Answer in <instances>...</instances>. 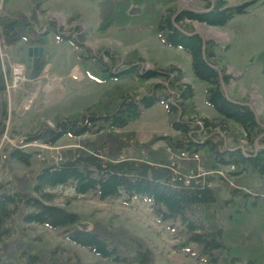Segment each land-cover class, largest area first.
<instances>
[{"label": "trees", "instance_id": "16d2710c", "mask_svg": "<svg viewBox=\"0 0 264 264\" xmlns=\"http://www.w3.org/2000/svg\"><path fill=\"white\" fill-rule=\"evenodd\" d=\"M175 1L178 0H102L97 7V30L106 32L117 25L148 31L165 46L188 53L191 72L205 84V102L217 117L208 119L192 112L193 89L181 82L178 68L140 72L137 60L129 59L120 66L119 59L107 51L90 57L98 62L97 67L93 66L94 61L90 66L85 63L87 56L78 53L88 50L82 49L77 37H71L72 29L66 34L53 21L46 23L59 40L71 42L76 59L96 83L123 78L162 83L153 85V91L140 99L116 85L83 112L55 118L52 127L41 123L36 131L26 134L25 143L45 145H54L64 136H95L91 142L82 141L81 149L64 153L60 161H40L37 170L18 176L13 173L11 162L28 167L32 154L18 148L5 150L3 162L11 181L0 183V264H153V254L141 238L121 229L113 231L97 221L82 227L78 215L53 205L47 190L66 185L73 186L78 195L97 196L100 201L147 198L154 215L169 223L180 237L181 243L174 251L198 263L264 264V249L260 247V235L264 233V138H259L264 128L246 103L231 100L223 93L221 83L228 85L230 77L219 69L216 55L208 47L211 43L203 53L201 38L179 26L189 21L221 29L244 15L253 2L228 6L224 0H215L213 6L208 3L202 11L176 14L167 8ZM115 13L119 16L111 22ZM36 27V14L28 17L22 12H0V47H12L18 42L27 47L45 46L49 30ZM43 66L41 59L34 58L32 74L40 73ZM3 91L4 76L0 70V93ZM171 96L174 104L166 102ZM158 102L166 107L174 135H155L148 142H139L130 133L116 135L112 131L138 120ZM2 116L6 114L1 107L0 120ZM196 117L197 120L192 119ZM233 126L242 131L251 150L231 147L215 133L220 130L226 138ZM4 132L5 125L0 124V137ZM228 135L236 143V137ZM122 136L130 142L118 138ZM256 140L262 148L256 149ZM112 141L114 155L107 151ZM169 151H178L175 155L183 154L185 159L189 156L191 161H170ZM198 154L204 173L192 171L198 166L192 158ZM227 167L233 170L228 173L234 179L233 187L214 175ZM30 224L59 232L70 247L45 248L38 239L27 235L25 225ZM77 247L91 253L96 261H85Z\"/></svg>", "mask_w": 264, "mask_h": 264}, {"label": "rangeland", "instance_id": "374dc122", "mask_svg": "<svg viewBox=\"0 0 264 264\" xmlns=\"http://www.w3.org/2000/svg\"><path fill=\"white\" fill-rule=\"evenodd\" d=\"M8 1L4 2L3 11L8 12L9 9L13 12H22L28 17L36 14L37 30H46L47 25L45 24L51 21L64 33L72 29L71 36L78 38L83 50H88L78 51V53L87 56L85 63L90 66L93 61L96 64L93 66L98 65L97 59L90 60V57L107 51L117 61L119 59L120 66L129 59L137 60L140 72L168 66L178 68L183 77L181 82L190 85L193 89L192 112L196 116L212 117L214 112H210L213 110L205 103V84L192 76L188 53L181 49L164 46L156 35L148 31L139 32L129 27L122 28L113 25L106 32H99L97 30L99 23L97 4L102 0H10L6 8L5 4ZM181 1L183 0L173 2L167 8L175 12L181 9L191 12V10H204L208 3L211 6L215 4V0H191L188 6L181 7ZM224 1L228 6H237L250 1L253 4L244 15L235 17L224 28L217 29L205 25L220 32L222 36L214 37L211 31H207V37L203 36L205 33L195 26L197 22L183 21L179 23V26L189 32H196L205 41V45L211 43L208 47H212L219 69L230 77L229 84L222 86L223 92L231 100L246 103L264 128V74L262 73L264 66V0ZM59 43L53 31H50L48 46L44 49L38 47L28 49L21 42L12 47H0V70L4 76V91L0 93V104L2 112L4 110L6 114L0 120V124L5 125V132L0 137L1 184L11 181V175L4 167L5 150L18 148L32 154L28 167L15 161L10 164L13 173L22 176L29 170H37L40 167V161H60L67 151L81 149L82 141L91 142L95 139V136L91 135L76 139L64 136L54 145H45L41 142L25 143L26 134L36 131L39 124L44 123L52 127L55 118H69L83 112L96 102L93 101L96 94L103 91V88H97L93 84L84 86L86 79H83V76L87 77L84 70L82 71L84 64L74 59L73 51L71 53L67 51L69 50L67 43L62 45ZM101 49L103 51H100ZM35 57H40L42 62L44 59L47 63L43 62L42 71L33 75L31 72L32 59ZM69 63L73 66L71 74L67 69ZM107 82V86H104L106 90L116 85L123 86L139 99L153 91V85L162 83L161 80L145 83V81L125 78L120 81ZM170 101H174L173 96L166 99V102ZM152 110L156 112L157 120L151 122L150 112L146 114L143 112L141 118L129 123L125 128L112 131L116 135L130 133L134 136V140L139 142H148L153 135H174L169 122L166 123L163 117L160 118L159 111ZM192 119L197 120L198 118ZM152 132H154L153 135H151ZM215 133L231 147H242L244 151L251 150L247 146L244 134L235 126L229 127V133L236 137V143L232 142L234 139L229 137V133H226V138L225 133L220 130H216ZM118 138L124 142H130V139H126L125 136ZM259 138L263 139L264 133ZM157 145L156 143L155 146ZM261 146L256 140L255 147L261 148ZM107 151L110 152V144L107 146ZM177 152L169 151L170 161H191L189 156L185 159L182 158L183 154L175 155ZM130 154L129 151L127 156ZM124 158V156L120 157V160ZM192 159L198 165L192 171L204 173L200 155ZM233 181L232 177L224 182L227 184L229 182L230 187H233L235 185ZM47 192L52 196L53 205L78 215L82 227L90 226L91 222L97 221L113 231L121 229L141 238L148 244L153 254V264H201L186 258L181 252L174 251V247L181 243L180 237H177V234L170 229L169 223L160 222L154 216L152 206L146 200L136 198L127 204L122 200L112 199L102 202L96 196L76 195L71 185L56 187ZM175 225L178 223L176 222ZM25 228L27 235L38 239V242L45 248L57 245L70 247L57 231L35 224L25 225ZM260 243V247L264 249V233L260 235ZM75 249L85 261H96V258L85 249L78 247Z\"/></svg>", "mask_w": 264, "mask_h": 264}, {"label": "crops", "instance_id": "0c3cea01", "mask_svg": "<svg viewBox=\"0 0 264 264\" xmlns=\"http://www.w3.org/2000/svg\"><path fill=\"white\" fill-rule=\"evenodd\" d=\"M9 2H10V0L8 1V3L7 4H5L6 6V8H7V6H8V4H9ZM8 12H13V11H10L9 9L7 10ZM60 45H62V44H66V42L65 43H59ZM67 45H68V48H69V50L67 49V51H69L70 53H71V51H73L72 50V48L71 47H69L70 45L67 43ZM48 46V42H47V44L44 46V47H47ZM165 46V45H164ZM44 47H41V48H43L44 49ZM28 49L29 48H34V47H27ZM38 48H40V47H38ZM71 49V50H70ZM174 49V48H173ZM157 52H165V51H157ZM43 59V58H42ZM190 60V59H189ZM74 61V60H73ZM43 62H45L44 61V59H43ZM75 62V61H74ZM45 63H47V62H45ZM49 64V63H48ZM50 65V64H49ZM50 68V67H49ZM68 73H70L71 74V72H72V70H73V66H72V63H69L68 64ZM76 69V68H75ZM189 69H190V71H191V68H190V63H189ZM84 69L82 68V71H83ZM192 73V72H191ZM192 76L194 77V75L192 74ZM185 77H186V75H185ZM195 78V77H194ZM83 79H86V81H85V84H84V86H88L89 84H93V85H95L97 88L98 87H101V88H103V91L102 92H98L97 94H96V97L95 98H93V101L95 100H97V98L100 96V94H102L103 92H105V90H106V88H104V86H107V83L108 82H106V83H103V84H99V83H95V82H93L92 80H90L89 78H87V77H84L83 76ZM196 79V78H195ZM83 81V80H82ZM154 82L156 81V80H153ZM152 80H148V81H145V83L146 82H153ZM89 82V83H88ZM153 82V83H154ZM221 89H222V87H221ZM97 90V89H96ZM223 91V90H222ZM224 93V92H223ZM225 94V93H224ZM225 96L227 97V98H229L226 94H225ZM156 106V107H155ZM209 107V106H208ZM155 109V110H157V111H159L160 112V114H161V116H160V118L161 117H163V121H165L166 123H167V112H166V108H165V106L163 105V104H161V103H156L155 105H153L151 108H149L148 110H146L145 111V113L144 114H146L147 112H150L149 114H151V116L152 117H150V121L151 122H153L154 120H157L158 119V117H157V114H156V112L155 111H153L152 109ZM211 110V109H210ZM210 112H214V111H210ZM143 114V115H144ZM213 115H212V117L211 118H209V119H214V118H216L217 117V115H216V113L214 112V113H212ZM205 118H208V117H205ZM141 126V125H140ZM131 132H133V133H135L134 131H131ZM154 134V132H152V134L151 135H153ZM137 135V134H136ZM153 136H155V135H153ZM152 136V137H153ZM143 142V141H142ZM145 142H147V141H145Z\"/></svg>", "mask_w": 264, "mask_h": 264}, {"label": "bare ground", "instance_id": "6f19581e", "mask_svg": "<svg viewBox=\"0 0 264 264\" xmlns=\"http://www.w3.org/2000/svg\"><path fill=\"white\" fill-rule=\"evenodd\" d=\"M191 2V0H183L181 1L180 3V6L181 7H184L186 6L187 4H189ZM188 6V5H187ZM195 26L198 30H201L205 33V37H207V31H211V35H214V37H219V36H222L220 32L216 31L215 29H211V28H208L206 27L205 25H202V24H198V23H195ZM131 82V81H130ZM156 107V106H155ZM154 109V108H153ZM141 118V117H140ZM209 119V118H208ZM200 126V125H199ZM188 155V154H187ZM190 158V157H189Z\"/></svg>", "mask_w": 264, "mask_h": 264}, {"label": "water", "instance_id": "95a60500", "mask_svg": "<svg viewBox=\"0 0 264 264\" xmlns=\"http://www.w3.org/2000/svg\"><path fill=\"white\" fill-rule=\"evenodd\" d=\"M181 11H185L184 9H181V10H179V11H177L176 12V14L177 13H179V12H181ZM189 11V10H188ZM191 12H199V11H192L191 10ZM118 17V14H114L112 17H111V21H113V20H115L116 18ZM192 35H198L196 32H193L192 33ZM199 37H200V35H198ZM201 38V37H200ZM201 40H202V45H201V49H202V51H203V53H204V50H205V41L201 38ZM20 51V50H19ZM204 58V57H203ZM262 73L264 74V66H263V69H262ZM223 86V84L221 83V87ZM223 88V87H222ZM255 115V114H254ZM256 117V116H255ZM110 153L111 154H115V147H114V143H113V141L110 143Z\"/></svg>", "mask_w": 264, "mask_h": 264}, {"label": "built area", "instance_id": "2783aa9c", "mask_svg": "<svg viewBox=\"0 0 264 264\" xmlns=\"http://www.w3.org/2000/svg\"><path fill=\"white\" fill-rule=\"evenodd\" d=\"M2 3V0H0V4Z\"/></svg>", "mask_w": 264, "mask_h": 264}]
</instances>
